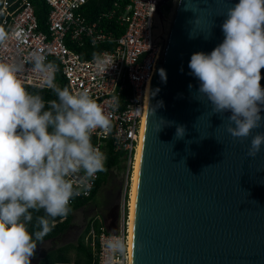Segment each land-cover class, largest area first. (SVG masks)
I'll use <instances>...</instances> for the list:
<instances>
[{
    "label": "water",
    "instance_id": "95a60500",
    "mask_svg": "<svg viewBox=\"0 0 264 264\" xmlns=\"http://www.w3.org/2000/svg\"><path fill=\"white\" fill-rule=\"evenodd\" d=\"M145 1L155 4L153 41L162 48L146 85L130 264H264V146L248 155L251 136L227 132L230 113H212L189 69L194 52L223 41L226 11L239 0H177L166 18L162 5L170 0ZM177 125L183 138H175ZM108 217L112 230L116 217L111 210Z\"/></svg>",
    "mask_w": 264,
    "mask_h": 264
},
{
    "label": "clouds",
    "instance_id": "9594fccd",
    "mask_svg": "<svg viewBox=\"0 0 264 264\" xmlns=\"http://www.w3.org/2000/svg\"><path fill=\"white\" fill-rule=\"evenodd\" d=\"M225 16L223 41L210 53L194 52L190 74L199 81L197 93L213 114L230 113L227 132L234 138L251 136L248 155L255 157L264 146V132L253 135L264 126V0H239ZM6 39L0 28V44ZM32 62L57 97L47 107L18 77L20 65L0 62V264H32L38 242L55 227V218L66 217L81 188L90 189L89 181L107 170L106 158L91 137L97 129L111 130L110 115L87 90L73 93L58 87L56 65L45 62L43 55L34 53ZM113 63L97 59L101 71ZM159 75L166 82V70L161 68ZM185 131L177 125L175 138H183ZM81 173V184L74 186L70 177ZM40 210L45 215L36 217L30 231L33 212ZM114 248L123 251L119 244Z\"/></svg>",
    "mask_w": 264,
    "mask_h": 264
},
{
    "label": "built area",
    "instance_id": "2783aa9c",
    "mask_svg": "<svg viewBox=\"0 0 264 264\" xmlns=\"http://www.w3.org/2000/svg\"><path fill=\"white\" fill-rule=\"evenodd\" d=\"M87 1L45 0L49 11L46 28L41 29L29 0H0V28L7 34L0 44V62L21 66L18 77L28 92L31 88H48L45 74L36 71L32 62V55L39 53L45 62L56 65L54 79L60 72L71 92L87 90L110 115L111 130L105 133L97 129L91 142L105 158L108 146L121 154L122 198L115 228L109 230L110 221L94 218L85 243L93 249L94 264H130L132 177L141 139L147 79L162 44L153 41L154 2L113 0L107 10L88 19ZM92 47L99 49L89 55ZM97 59L114 63L107 71H101ZM55 83L58 86L56 79ZM99 177L100 172L89 181L90 189L81 188V194L72 199L71 205L89 198ZM70 179L78 186L83 174ZM116 244L122 246V252L115 250Z\"/></svg>",
    "mask_w": 264,
    "mask_h": 264
},
{
    "label": "trees",
    "instance_id": "16d2710c",
    "mask_svg": "<svg viewBox=\"0 0 264 264\" xmlns=\"http://www.w3.org/2000/svg\"><path fill=\"white\" fill-rule=\"evenodd\" d=\"M33 6H34V13L37 18L39 27L41 29L46 28V19L47 14L49 11V7L45 0H29ZM113 0H88L86 3L85 9L88 13H86V17L88 19H93L95 16L102 12L107 10ZM125 1V0H122ZM99 48L98 47H92V51L89 55H92L97 52ZM55 79L58 83V87L61 89L67 87L68 85L66 83V80L62 76L60 72H57L55 75ZM30 93L32 94H39L43 97L44 101L47 102L51 100L57 99L55 93L52 91L51 88H31ZM106 160H105V168L106 171L100 172V177L97 182V185L95 189L93 190L92 195L89 198L79 200L77 203H74L71 206V212L66 217H57L55 218V227L52 229L50 233H48L42 241L38 242V246L48 240L53 239L55 237H58L59 235L63 234L71 225L73 212L83 206H85L89 201H91L94 196L98 193L101 186L106 181V175L108 174L109 170L113 168H120L122 165L121 160V154L120 153H114L110 146H108L106 151ZM45 213L43 210H40L39 212H33V221L29 225V230L34 231L35 225H36V217L37 216H43ZM95 227L97 230H99V224L98 221H95ZM90 228V224H87L84 233L82 236L78 239L77 244L73 245L72 248L76 249V255L74 258H72L69 255V249L71 248L70 245H60L54 248H51L47 250L38 260L37 264H94L95 257L93 249L90 245H87L85 243V236Z\"/></svg>",
    "mask_w": 264,
    "mask_h": 264
},
{
    "label": "rangeland",
    "instance_id": "374dc122",
    "mask_svg": "<svg viewBox=\"0 0 264 264\" xmlns=\"http://www.w3.org/2000/svg\"><path fill=\"white\" fill-rule=\"evenodd\" d=\"M177 0H172L171 11L167 14L169 17L173 14L174 7ZM168 31L170 23L165 21ZM122 186H123V168H113L109 170L106 175V181L99 189L94 198L89 201L85 206L75 210L70 227L58 237L48 239L42 242L36 250V255L32 259V264H37L40 257L49 249L60 246L70 245L69 255L74 258L76 255V249L72 248L77 244L78 239L84 233L87 224L94 218L103 219L107 222L110 221L108 212L111 210L112 216L117 215L119 202L122 198ZM86 240V236H85Z\"/></svg>",
    "mask_w": 264,
    "mask_h": 264
},
{
    "label": "bare ground",
    "instance_id": "6f19581e",
    "mask_svg": "<svg viewBox=\"0 0 264 264\" xmlns=\"http://www.w3.org/2000/svg\"><path fill=\"white\" fill-rule=\"evenodd\" d=\"M169 19H166V22H168ZM163 31H165V27H167V25L165 24V22L163 23ZM160 30V26L157 23V28L156 31L158 32ZM141 138V137H140ZM139 147H140V142L139 145L137 147V153H136V161H135V167H134V173H133V177H132V185H131V195H130V208H129V214H130V223L132 225V215H133V200H134V190H135V179H136V170H137V162H138V155H139ZM132 230V229H131ZM131 237V234H130ZM131 244V242H130Z\"/></svg>",
    "mask_w": 264,
    "mask_h": 264
},
{
    "label": "flooded vegetation",
    "instance_id": "af4514ba",
    "mask_svg": "<svg viewBox=\"0 0 264 264\" xmlns=\"http://www.w3.org/2000/svg\"><path fill=\"white\" fill-rule=\"evenodd\" d=\"M171 8H172V0H170L167 4L162 5V11L165 18L168 17L167 14L171 11ZM163 22H165V20H163Z\"/></svg>",
    "mask_w": 264,
    "mask_h": 264
}]
</instances>
